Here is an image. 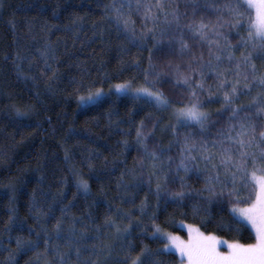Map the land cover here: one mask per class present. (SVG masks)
<instances>
[{
    "label": "snow or ice",
    "instance_id": "snow-or-ice-1",
    "mask_svg": "<svg viewBox=\"0 0 264 264\" xmlns=\"http://www.w3.org/2000/svg\"><path fill=\"white\" fill-rule=\"evenodd\" d=\"M104 12L129 44L139 49L152 44L139 85L134 79L113 85L109 92L131 93L158 111L170 112L161 131L172 139L167 148L158 143L150 147L149 137L160 122L149 130L141 120L135 129L141 158L131 169L125 165L102 223L91 220V213L88 219L71 215L72 207L65 205L59 218L48 221L50 228L41 224L39 231L32 230L35 240L18 236L17 250L35 252L43 264H165L164 257L173 250L178 264H264V0H113ZM133 15L140 20L139 32ZM45 31L51 32L47 24ZM40 58L51 69L48 59L55 56L50 45L40 51ZM23 59L30 58L17 52L12 63L19 68L17 61ZM165 83L181 93L179 100L161 91ZM77 90L87 93L79 96L78 106L107 95L95 84L82 83ZM212 105H218L214 112ZM190 174L203 178L204 186L196 189L187 183ZM77 187L90 191L83 181ZM141 192L144 199L137 205ZM149 196L155 197V208H150ZM14 201L13 195L10 203ZM161 204L165 212L172 206L189 209L194 219L201 217V224L218 206L228 214L218 228L231 231L232 225L247 222L254 241L229 242L181 221L187 228V239H182L157 222ZM30 211L45 215L35 193ZM10 212L8 232L15 224V209ZM149 234L162 247L144 244ZM41 241L43 252L37 251ZM12 256L10 252V260Z\"/></svg>",
    "mask_w": 264,
    "mask_h": 264
},
{
    "label": "trees",
    "instance_id": "trees-1",
    "mask_svg": "<svg viewBox=\"0 0 264 264\" xmlns=\"http://www.w3.org/2000/svg\"><path fill=\"white\" fill-rule=\"evenodd\" d=\"M112 2L3 0L0 7V264H43L37 261L35 252L17 250L16 238L35 240L32 230L39 231L41 224L50 228L48 221L53 216L59 218L65 205L72 207L71 215L88 219L91 213V220L102 223L125 165L131 169L141 158L143 150L136 144L135 134L141 120L149 130L160 122L149 137L150 147L158 143L167 148L172 139L169 132L161 131L170 115L158 111L146 98L110 94L96 103L78 106L79 96L87 94L77 90L82 83L103 90L134 79L139 85L148 67L152 44L139 49L117 33L115 25L105 19V7ZM132 19L136 20L137 32L141 31L140 20L135 15ZM45 24L51 32L45 31ZM46 45L54 50L55 59H48L51 69H45L40 58ZM17 52L30 58L17 61L19 68L12 63ZM6 56L10 59L5 60ZM161 91L172 100L181 98L171 84H162ZM216 107L212 105L211 110L214 112ZM180 131L183 134L184 130ZM171 155H176L175 148ZM190 175L187 183L193 188L204 186L203 178L197 180L196 174ZM200 175L203 177V173ZM81 181L88 184L89 193L78 191ZM170 187L175 190V186ZM33 193L45 215L30 211ZM13 195L15 201L10 203ZM143 199L141 192L137 205ZM149 204L155 208V197L149 196ZM10 209H15V224L8 232ZM164 209L161 204L157 222L166 224L165 231L183 239L186 231L181 221L229 242L254 241L253 230L244 222L243 227L232 225L231 231L218 228L222 216L223 222L228 221L226 210L222 213L218 206H213L205 224L200 223L201 217L194 219L189 209ZM143 243L153 249L162 247L150 234ZM37 251H44L43 241ZM164 262L178 264L179 256L172 251Z\"/></svg>",
    "mask_w": 264,
    "mask_h": 264
},
{
    "label": "rangeland",
    "instance_id": "rangeland-1",
    "mask_svg": "<svg viewBox=\"0 0 264 264\" xmlns=\"http://www.w3.org/2000/svg\"><path fill=\"white\" fill-rule=\"evenodd\" d=\"M111 88V87H110ZM104 91V93H106L107 95H105V96H108V95H110V94H116V95H130V96H133L131 93H129V94H117V93H115L114 91L113 92H109V88L108 89H104L103 90ZM105 96H103V97H105ZM102 97V98H103ZM134 97V96H133ZM101 98V99H102ZM90 104H93V103H90ZM90 104H87V105H90ZM87 105H80V107H84V106H87ZM168 114L170 115V112H168ZM246 225H248L247 224V222H244ZM250 228H251V226L250 225H248ZM185 231H186V238H185V240L187 239V228L186 227H182ZM254 232V231H253ZM255 234V233H254ZM182 238V237H181ZM183 239V238H182ZM222 250H226L225 248H223V246H222ZM174 251V250H173Z\"/></svg>",
    "mask_w": 264,
    "mask_h": 264
}]
</instances>
